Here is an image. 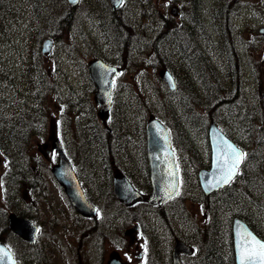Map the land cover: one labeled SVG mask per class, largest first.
Returning <instances> with one entry per match:
<instances>
[{"label":"rangeland","instance_id":"rangeland-1","mask_svg":"<svg viewBox=\"0 0 264 264\" xmlns=\"http://www.w3.org/2000/svg\"><path fill=\"white\" fill-rule=\"evenodd\" d=\"M65 6L76 12L69 25L54 27L38 20L37 12L56 14ZM260 23H264V0H123L114 12L107 0H79L74 7L66 0L61 4L0 0V104L7 108L0 115L20 112L25 123L33 124L28 145L23 153L18 151V157L9 161L0 150V232L7 231V214L16 208L43 226L44 238L39 239L43 246L37 248L42 264H106L112 254L133 263L139 261L140 248L134 251L135 244L129 246L122 230L140 220L144 232L136 241L141 248L148 242L155 246L158 238L164 254L172 246L171 237L177 235L191 240L198 250L189 263L231 264L225 223L235 214L245 215L264 237V35L258 32ZM111 24L120 25L118 37L126 42L104 30ZM174 32L182 36L184 48L198 65L196 72L190 70L193 78L185 84L192 94L184 99L182 75L187 73L163 59L158 46L164 38L163 43L176 52ZM46 37L52 45L43 53ZM96 57L122 69L114 79L112 106L105 116L110 130L99 117L86 72L87 62ZM206 60L211 69L203 64ZM165 69L176 79L174 91L161 78ZM36 105L35 114L30 107ZM152 116L169 127L181 169L180 194L164 205L162 216L141 202L124 207L110 191V176L115 172L129 173L138 185H146L141 133ZM39 120L44 123L40 125ZM210 121L252 158L245 175L226 193L200 201L197 171L209 163ZM55 136L99 208L94 218L100 221L99 230L94 233L89 222L73 213L49 176L52 161L43 157L41 147ZM8 168L14 172L8 173ZM5 237L22 264H36L34 247L8 232ZM96 240L100 242L97 253L96 248L93 251ZM207 240L216 242L211 245L216 249L205 250Z\"/></svg>","mask_w":264,"mask_h":264},{"label":"water","instance_id":"water-1","mask_svg":"<svg viewBox=\"0 0 264 264\" xmlns=\"http://www.w3.org/2000/svg\"><path fill=\"white\" fill-rule=\"evenodd\" d=\"M77 1L78 0L73 3L72 0H68V3L75 5ZM119 3L120 0H110L113 10L117 8ZM172 12L175 13V10L172 9ZM49 46L50 40H44L42 51H49ZM118 71L119 68L117 66L109 65L101 59H93L88 64V75L95 87L94 97L95 101L100 105L99 113L101 116L110 106L112 78L118 73ZM169 77H171V80H169ZM162 78L170 89H175L176 84L169 71L165 70L162 73ZM144 130L149 179L152 187V191L146 198L149 204L160 205L164 201L170 199V195L172 198L177 194L179 184L178 169L174 153L171 148L169 130L164 123L156 117H151L146 121ZM207 135L211 150L210 167L209 169H201L198 172L199 184L205 194L226 185L223 183H217L221 174L217 162H223L224 153L227 151V144H232L238 148L213 121L209 124ZM51 145L58 151L59 154L58 163L51 167L54 177L60 185L63 186L70 203L77 212L85 216L94 215L96 209L90 202H88L83 194L77 178L66 156L62 152L58 139L54 138ZM113 192L125 204H130L134 200L142 199L144 197L142 193L136 190L124 176L114 178ZM8 226L10 230L26 241H34L37 226L28 218L17 217L15 214L10 213L8 215ZM137 227L138 225H134L133 227L124 230V234H130ZM245 232H250L258 240L262 241L249 228L245 221H243L240 217L235 216L232 219V238L235 264H239L237 245L240 240V235L238 234H243ZM181 251L187 253L190 252V248L182 241L176 240L173 248V264H181ZM0 264H16L11 251L2 242H0ZM108 264L122 263L117 258L112 257L108 260Z\"/></svg>","mask_w":264,"mask_h":264},{"label":"trees","instance_id":"trees-1","mask_svg":"<svg viewBox=\"0 0 264 264\" xmlns=\"http://www.w3.org/2000/svg\"><path fill=\"white\" fill-rule=\"evenodd\" d=\"M203 64H205L209 69H211V65H210L211 62L210 61L206 60L205 62H203ZM201 75L202 74H200V76ZM217 85H218V83H217ZM218 87H220V86L218 85ZM0 105L2 107V108L0 107V114H1L7 108L2 103ZM30 109L33 110L35 112V114H36V110H38V105L31 106ZM21 115L24 116L20 112H12L10 114L8 112H6L3 115H0V150L4 152V154L8 158L7 160H9V161H10L11 158L18 157V151L19 150L20 151L22 150V153H23V150L28 145V142H29V139H30L31 130H32L31 128L33 127V124L25 123L23 121V117ZM39 121H40V125H41V123H44V122H42L43 120H39ZM251 158H252L251 154L247 153V155H246V157H245V159H244V161L242 163L240 174L235 178V180L240 178V177H243L245 175L247 163H248L249 160H251ZM263 159H260L258 161V163L261 164L262 163L261 160H263ZM239 180H241V178ZM234 181H232L227 187L222 188V189L218 190L217 192H214L212 195L214 196V195H217L219 193H222V194L226 193L228 191V189L233 185ZM208 204H209L208 202H206V205L204 204L206 209L210 208V206L208 207ZM261 206H264V205H261ZM240 215L252 227V224L248 220V218L245 215H242V214H240ZM4 233H6V230L2 229V231L0 232V235H2ZM258 234L261 236L260 233H258ZM18 241L20 243H22L21 240L18 239ZM230 243H231V241H230ZM213 244H216V242L208 244L207 251L209 249L210 250L214 249V248L216 249V246H211ZM212 251H215V250H212ZM215 255L218 256V253L215 254ZM230 259L232 260L231 245H230ZM208 264H212V263L208 262Z\"/></svg>","mask_w":264,"mask_h":264},{"label":"bare ground","instance_id":"bare-ground-1","mask_svg":"<svg viewBox=\"0 0 264 264\" xmlns=\"http://www.w3.org/2000/svg\"><path fill=\"white\" fill-rule=\"evenodd\" d=\"M38 1L43 2L45 0H38ZM46 1H48V2L52 1L54 3L61 4L64 0H46ZM74 14H76V12L71 10V8L70 9L67 8L66 6H65V8H63L62 12H59L56 14H54V12H52L49 15H43L41 11L37 12V16H39L38 20L40 22H43L46 24H48V22L53 23L55 25L54 27H63L64 25H69L71 23L70 21L72 19V15H74ZM191 16H189L190 20H191ZM104 30H108V32L113 31L112 35L118 37V34L120 33L119 32L120 31V25L117 24V26H115V24H113V25L111 24V25L104 27ZM213 32H214V34H216L215 30ZM107 34L111 35V33H107ZM42 35H45V34H42ZM172 37L175 40L176 52L173 53L169 49V47L163 43L162 40H164V38H162L158 42V46H159V49L161 52L160 55L163 59L167 60L168 62H172L174 64V66H176L178 68V71L181 69L187 73V74L182 75V83L185 87L183 88L184 92L182 93L181 98L184 99V98H186L192 94L191 92L188 91L185 83L189 79L193 78L190 70L192 72H196L198 65L196 64L197 61L195 62L196 59L194 60L195 57H189L188 51L184 48L183 42L181 40L182 36L179 35L178 33L174 32L172 34ZM219 38H220V36H219ZM118 40H120L122 42H126V39L123 37H120ZM199 45H198V48H199ZM235 52H239V51L237 49H235ZM241 55H242V51H241ZM242 58H244V57L242 56ZM194 74L196 75L198 73H194ZM172 75H173V73H172ZM195 79L196 78H194V80ZM263 145H264V143H263ZM263 148H264V146H263Z\"/></svg>","mask_w":264,"mask_h":264},{"label":"flooded vegetation","instance_id":"flooded-vegetation-1","mask_svg":"<svg viewBox=\"0 0 264 264\" xmlns=\"http://www.w3.org/2000/svg\"><path fill=\"white\" fill-rule=\"evenodd\" d=\"M243 25H244V22H243ZM257 26V25H256ZM259 29H258V32H259V34H261V35H264V23H260L259 24ZM244 28V27H243ZM242 28V29H243ZM261 31H263V32H261ZM105 127H107V125H105ZM49 149V148H48ZM48 149H46V155L44 156V158H48V159H50L52 162H51V165H53L54 163H56L57 161H58V156L56 155V154H53V150L51 151V153H50V151L48 150ZM55 153V152H54ZM69 158V160H70V163L72 164V166H73V169H74V171H75V173H76V175H77V177L79 178V176H80V174H81V172L78 170V168L74 165V163H73V161H72V157L71 156H69L68 157ZM85 168V167H84ZM117 173H119L120 174V172H117ZM143 173L145 174V186H140V185H138L132 178V176H131V174H129V173H126L125 174V176H127V178H128V180L132 183V185L136 188V189H138V190H140L142 193H146V194H148L149 192H150V190H151V185H150V181H149V173H148V169L147 168H145L144 169V171H143ZM119 174H117V175H119ZM80 180V179H79ZM80 183H81V186H82V188H83V190L84 191H86V188H85V186H84V184H83V182H81V180H80ZM87 192V191H86ZM85 192V193H86ZM87 195V194H86ZM92 203H94L95 204V201H93L92 200ZM164 205L165 204H162V205H160V206H156V205H154V206H151V208H152V210L153 211H155L158 215H162V211H163V207H164ZM96 222V221H95ZM98 223H100V221H97ZM138 224H139V226H138V228L134 231V232H132L131 233V235L130 236H128L127 238H128V241H129V246L132 244V243H134L135 244V246H134V251L136 250V249H138V248H140V250L136 253V259L137 260H139V261H136L135 260V262H133V263H130V262H128L129 264H139V262H140V264H172V249H173V243H174V241L176 240V239H174L173 240V243H172V246H169V247H167L166 248V251L164 252V254H163V252L161 251V248L159 247V245H158V238H156V240H155V246H154V244H151V242H148V244H145V245H143L142 246V248L141 247H139V243L136 241L138 238H139V236L141 235V234H143V227H142V225H141V223H139L138 222ZM165 231H164V228L160 231V234L161 233H164ZM186 242V241H185ZM187 243V242H186ZM189 245H190V243H188ZM192 246V245H191ZM197 253V252H196ZM195 253V254H196ZM192 254H193V252H192ZM192 254H190V255H185V254H181V261H182V264H193L194 262H191V263H189L188 262V259L192 256ZM163 259V260H162Z\"/></svg>","mask_w":264,"mask_h":264},{"label":"snow or ice","instance_id":"snow-or-ice-1","mask_svg":"<svg viewBox=\"0 0 264 264\" xmlns=\"http://www.w3.org/2000/svg\"><path fill=\"white\" fill-rule=\"evenodd\" d=\"M72 2L75 3L76 0H72ZM122 2L123 0H121ZM169 80H171V77H169ZM245 155V153L234 145L227 144V151L224 153L223 162H217L221 172L217 183H229L236 174ZM169 198H171V195ZM238 235H240V240L237 245L239 264H264V242L258 240L250 232Z\"/></svg>","mask_w":264,"mask_h":264}]
</instances>
